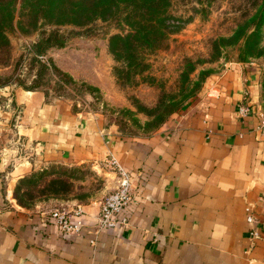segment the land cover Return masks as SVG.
<instances>
[{"label": "crops", "instance_id": "obj_1", "mask_svg": "<svg viewBox=\"0 0 264 264\" xmlns=\"http://www.w3.org/2000/svg\"><path fill=\"white\" fill-rule=\"evenodd\" d=\"M245 94L252 113L240 116ZM258 103L253 72L232 67L210 80L168 131L140 138L72 113L58 100L47 104L40 92L17 91L12 114L0 110V139L2 120L12 117L40 158L95 165L112 155L132 174L134 197L125 228L96 231L98 202L68 209L83 211V226L69 235L50 213L4 206L0 193V264H264V130L253 111ZM27 166L20 164L13 175L26 173ZM108 175L113 191L116 177ZM11 191L12 184L8 197ZM245 203L254 206V240Z\"/></svg>", "mask_w": 264, "mask_h": 264}, {"label": "rangeland", "instance_id": "obj_2", "mask_svg": "<svg viewBox=\"0 0 264 264\" xmlns=\"http://www.w3.org/2000/svg\"><path fill=\"white\" fill-rule=\"evenodd\" d=\"M108 1L0 0V110L12 114L17 91L40 92L45 103L58 100L72 113L88 114L123 136L151 137L184 116L210 80L240 66L257 78L259 103L252 108L258 129L264 130V24L258 33L245 32L260 1L169 0L163 32H129L128 11L122 5L117 14L92 23L97 8ZM177 23L181 28L173 32ZM86 28L93 32L73 33ZM51 29L59 31L57 42L63 46L49 47L41 58L54 68L49 80L38 76L30 45ZM38 77L37 88L33 81ZM244 97L240 107H248L251 114ZM2 121L4 206L48 214L100 203L112 192L111 172L101 162L40 158L34 141L14 127L12 117ZM22 163L28 165L26 173L13 175Z\"/></svg>", "mask_w": 264, "mask_h": 264}, {"label": "trees", "instance_id": "obj_3", "mask_svg": "<svg viewBox=\"0 0 264 264\" xmlns=\"http://www.w3.org/2000/svg\"><path fill=\"white\" fill-rule=\"evenodd\" d=\"M163 8L160 5L161 0H109L106 3H103L97 8V15L93 19L92 23L97 22L98 19L104 21V15H115L120 11L121 5L124 7V10L128 11L126 13V17L128 19L126 21L130 22L129 24V32H163L164 27V14L166 3L169 0H162ZM257 1V0H256ZM260 4H258V8L255 14L251 17L248 28H246L245 32H260L261 28L264 24V0H258ZM139 4H143L146 6L144 9H140ZM11 22V18L8 19V25ZM96 25V24H95ZM181 26L180 23L174 25L173 32H178ZM0 32H3L1 30ZM44 36L37 42H34L30 45L31 50V58L30 60L37 66L38 76L46 75L47 79H51V75L53 73L54 68L50 64H46L41 61V58L44 56L45 51L52 46L62 47L63 42H57L58 35L57 30H44ZM93 28H86L82 31H74L75 36H83L88 35L87 33H92ZM35 79L33 81L34 87H40V78Z\"/></svg>", "mask_w": 264, "mask_h": 264}, {"label": "built area", "instance_id": "obj_4", "mask_svg": "<svg viewBox=\"0 0 264 264\" xmlns=\"http://www.w3.org/2000/svg\"><path fill=\"white\" fill-rule=\"evenodd\" d=\"M248 107H239L238 114L246 116L249 114ZM262 126H264V121ZM101 166L107 169L116 177V187L100 203L97 215L95 217V230L125 228L128 226V215L133 204L132 193V174L116 160L109 155L103 161ZM246 224L249 226V236L252 240L259 237L255 229L257 219L254 215V206L251 204L246 207ZM83 211L80 208L68 211L65 209H55L50 212V218L53 223L64 234H76L83 226L81 216ZM75 217V220H72Z\"/></svg>", "mask_w": 264, "mask_h": 264}]
</instances>
